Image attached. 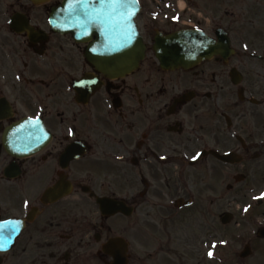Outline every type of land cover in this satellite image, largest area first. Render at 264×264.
I'll list each match as a JSON object with an SVG mask.
<instances>
[{
  "label": "flooded vegetation",
  "instance_id": "flooded-vegetation-1",
  "mask_svg": "<svg viewBox=\"0 0 264 264\" xmlns=\"http://www.w3.org/2000/svg\"><path fill=\"white\" fill-rule=\"evenodd\" d=\"M63 1L0 0V221L17 227L0 264H249L264 242V0H141L145 57L121 75L56 30ZM191 29L229 42L163 67L157 37ZM230 240L245 251L215 253Z\"/></svg>",
  "mask_w": 264,
  "mask_h": 264
},
{
  "label": "water",
  "instance_id": "water-1",
  "mask_svg": "<svg viewBox=\"0 0 264 264\" xmlns=\"http://www.w3.org/2000/svg\"><path fill=\"white\" fill-rule=\"evenodd\" d=\"M35 1L42 2L44 0ZM76 7L77 5L71 0L70 2H65L63 6L55 10L54 16L56 20L58 19L60 21V23L57 24V27L59 29H63V25L61 23L63 20V15L65 14V16H68L69 14L70 26L66 27L73 33L76 39L86 41L93 35H96V39L91 43L88 53V57L93 63L109 72H119L123 70L128 71L138 65L140 59L144 55V45L141 37L139 36L137 26L133 20L139 9L138 2L130 4L126 9L127 11L133 13L129 17L128 22V28L132 35V41L127 47L119 49L116 48L115 45H110L108 43V38L103 24L91 20L86 16L80 15L76 12ZM81 7L83 6L81 5ZM89 7L90 10L92 8L98 10L100 9L99 4L91 5ZM191 37V35L183 34L180 35V37L172 36L171 38L163 41L161 43L162 50H159L161 57L166 56L175 65H179L181 62L185 63L189 59L186 57L188 54L185 52H180V46L187 44V46L191 49L194 48L192 42H195V36L192 38ZM196 52L197 51L194 52L193 50H190L189 57H193L194 54L196 55ZM199 52L206 53L207 51H201L199 49Z\"/></svg>",
  "mask_w": 264,
  "mask_h": 264
},
{
  "label": "snow or ice",
  "instance_id": "snow-or-ice-1",
  "mask_svg": "<svg viewBox=\"0 0 264 264\" xmlns=\"http://www.w3.org/2000/svg\"><path fill=\"white\" fill-rule=\"evenodd\" d=\"M72 2L77 5V13L104 25L110 45H115L119 49L127 47L131 43L132 35L128 28V22L129 17L133 13L126 9L130 4L138 2V0H72ZM96 4L100 5V9L92 8L90 10L89 6ZM196 158L195 156L193 157V159ZM16 231V224L12 221H0V239H3L5 234H7L8 238H11ZM221 243L227 242L222 241ZM2 248L3 246L0 245V249ZM209 255L211 256L213 253L209 252Z\"/></svg>",
  "mask_w": 264,
  "mask_h": 264
},
{
  "label": "rangeland",
  "instance_id": "rangeland-1",
  "mask_svg": "<svg viewBox=\"0 0 264 264\" xmlns=\"http://www.w3.org/2000/svg\"><path fill=\"white\" fill-rule=\"evenodd\" d=\"M236 228H234L232 226V228L229 229L230 231H226V230L221 231L220 232L221 237L226 235V234L232 233L233 230L235 232ZM258 244H260V245H258ZM258 244H257L258 245L257 254L253 258L248 260L249 264H264V242H261V243H258ZM228 245H229L228 246V248H229L228 252L230 253V258L233 257V253H234L235 250H238V249L241 250L244 247V245L239 243V241H237V240H232V241L230 240Z\"/></svg>",
  "mask_w": 264,
  "mask_h": 264
}]
</instances>
